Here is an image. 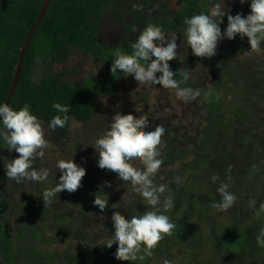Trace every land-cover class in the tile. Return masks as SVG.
Returning <instances> with one entry per match:
<instances>
[{
  "label": "trees",
  "instance_id": "obj_1",
  "mask_svg": "<svg viewBox=\"0 0 264 264\" xmlns=\"http://www.w3.org/2000/svg\"><path fill=\"white\" fill-rule=\"evenodd\" d=\"M111 1L51 0L30 43L18 86L9 103L14 109L18 110L28 104L33 114L48 125L50 119L57 114L52 104L59 102L70 104L69 122L75 119L87 123L93 119L95 112L91 99L102 92L100 89L96 90L102 85L84 83L75 86L63 79L62 73H56L52 65L55 60H60L62 56L69 54L67 45L70 44L84 47L86 52L94 53L95 57H99L107 64H112L113 53L117 48L131 53L136 41H130L127 37L128 33L111 47H104L98 42L96 25L101 20V13ZM44 2L45 0H0V103L5 102L8 97L23 45L41 13ZM190 3L191 6L185 7L188 16L201 8L196 1ZM181 13L178 18L186 17L185 10ZM178 18L171 17L168 21H162L157 25L163 28H178ZM39 63L44 68L40 73L37 71ZM259 91L264 92L262 88ZM250 95H256V91H250ZM254 109L255 112L262 113V109L257 104ZM238 115H240L239 122H244L248 128L246 130L243 127L241 130L237 128L229 137L226 136L224 146L229 152L230 160L216 155L217 149L224 148L211 147L222 142L218 127L213 125H207L203 130V137L195 141L193 151L196 157L191 161L188 160V150L182 147L183 145L180 146L178 153L177 148L173 149L171 146V141L172 145H176V141H173L169 135L165 136L166 139L161 138L162 143L159 147L163 164L156 174L155 183L167 184L171 190L164 195L173 196L175 208L166 214L175 223L176 228L173 234H166L158 242L150 256L142 249L139 255L145 256L143 260L121 261L114 258L116 247L106 250L103 246L113 234L111 225V216L114 214L111 210L113 204L117 207L115 214L120 215L121 218L142 214L149 210V206L141 201L139 194L130 184L121 185L120 181L109 175L106 177V183L103 180L101 183L97 177L102 176V172L105 171L100 169V171H86V175L82 178L80 210L72 200L70 201L72 206L65 210L64 216L55 200L51 205L45 206L41 198L37 209L33 202L26 206L19 201L17 208H10L12 214H15L14 227L10 228L7 220L3 221L0 209V260L5 259L6 264H13L14 252H26L28 257L39 255L53 262L61 260L65 264H154L164 259L173 248L178 247L192 255L200 254L197 258L188 254L191 264H208L207 258L201 254L209 244L216 251V255L222 256L221 264H264V246L258 241L254 242L255 238L251 236L254 233L253 229H257L259 231L255 236L257 239L260 229L264 228V214L255 215L256 209L264 203V184H262L264 173L257 175L264 170V137L261 135L264 133L260 132L264 120L261 117V120L255 121L248 102L239 106V110L233 116ZM68 123L64 127H67ZM245 147L248 148V153L242 163L237 155L240 149L244 150ZM236 149H238L235 153L237 155L232 158ZM259 149L260 153H258ZM209 150L215 154H210ZM3 168L0 169V183L8 185L3 184L8 180L5 165ZM214 174L219 176L216 181L211 179ZM177 176L181 178L179 183L175 180ZM236 179H239V185L235 183ZM222 182L228 183V191H233L237 197L234 205L227 210L233 212V215L254 216L257 226L244 225L242 218H236L229 224L211 221L214 217L212 218L209 211L213 210V203L221 199L217 189ZM101 186H106L103 190L107 194L108 204L103 218L99 216L98 209L93 204L94 194ZM37 194L40 196L41 192ZM163 198L162 196L161 199ZM59 199L61 202L64 201V198ZM250 200L256 201L255 207L250 206ZM49 207L52 208L50 212L45 209ZM95 223L100 224L104 231L94 233L92 226ZM60 225L68 231L69 237L65 238L69 249L62 255L38 251L39 245L49 246L57 242L48 235L45 227ZM75 236L80 238V249L72 251L71 243ZM13 237H16L17 243L13 242ZM153 254L160 256L152 259Z\"/></svg>",
  "mask_w": 264,
  "mask_h": 264
},
{
  "label": "clouds",
  "instance_id": "obj_2",
  "mask_svg": "<svg viewBox=\"0 0 264 264\" xmlns=\"http://www.w3.org/2000/svg\"><path fill=\"white\" fill-rule=\"evenodd\" d=\"M249 0H240L241 4ZM250 13L244 16L237 13L235 16L224 12L219 3L211 9L210 13H198L184 19V38L196 57L211 58L216 54L218 42L224 38L233 40L237 34L241 38L247 37L250 51L264 52V0H250ZM227 15V27L221 31L222 18ZM177 35L171 39L163 36L159 29L148 27L138 37L132 46L131 53L117 48L113 53V62L110 71L113 75L119 73L124 77H131L138 86L152 87L160 85L165 89L175 91L178 100L190 102L201 96V89L183 86L189 80L188 72L182 73V79L174 78L177 73L172 70L169 61L178 57ZM160 73L159 76L156 74ZM205 95H210L206 92ZM52 108L56 111L48 122L49 129L63 128L69 122L70 104L55 102ZM151 127L149 119L123 117L117 113L111 117V124L91 146L98 153L97 165L100 169L114 175L121 185H131L139 194L141 201L149 206V210L142 214L121 218L115 214L116 204L111 206L113 215L111 225L113 234L103 246L106 250L116 247L115 259L135 262L143 260L139 255L141 250L147 255L157 246L164 236L173 234L176 225L166 213L175 208L172 195L167 184L155 183L163 160L161 159V137L165 129L162 125ZM0 140L7 144L9 151L14 150L19 156L7 160L5 165L6 176L16 183L34 181L43 184L50 177V169L33 167L35 157H44V149L48 146L45 138V129L42 121L33 114L30 105L14 109L9 103H0ZM74 156V155H73ZM73 156L70 159H60L56 162V169L61 175L53 187L45 188L40 197L45 206L51 205L57 194L63 190L75 192L81 186L82 178L86 175V168L78 165ZM137 162L143 167H134ZM231 179V177H228ZM211 179H219L214 174ZM176 182L181 178L177 176ZM104 187L94 194V207L98 209L100 217H104L108 207L107 194ZM229 184L222 182L217 191L221 199L213 203L214 208L227 210L237 199L236 195L228 191ZM164 197L161 199V197ZM250 206L255 207L256 201L250 200ZM264 214V203L256 209L255 215ZM257 241L264 246V228L260 229ZM163 264H171L164 260Z\"/></svg>",
  "mask_w": 264,
  "mask_h": 264
},
{
  "label": "flooded vegetation",
  "instance_id": "obj_3",
  "mask_svg": "<svg viewBox=\"0 0 264 264\" xmlns=\"http://www.w3.org/2000/svg\"><path fill=\"white\" fill-rule=\"evenodd\" d=\"M190 1H196L201 8H198L197 10H195V12H193V14L188 16L185 7L192 5ZM211 1L212 0H112L110 4L106 6L105 11L101 13L102 17L101 20L97 22L96 32L98 34V42L104 47H111L114 44H117L127 33V37L130 41H136L139 35L148 27L159 29L161 34L169 40L171 39L172 35H177L178 57L173 59L172 61H169L172 70L176 68V70H174V73L178 72L177 76H174V78L182 79V73L185 71L188 72L190 75L189 79H192L194 82L192 85H188L186 82V84L182 85V87L190 86L194 89L199 88L201 89V96L189 102L190 105L194 104L195 106L193 107L196 108L191 109L190 107L186 106L184 108V111H182L184 115L190 114L193 119L186 122H169L167 125V129H165L166 135H163L161 138L163 139L165 138V136L169 135L173 141H176V145H172L171 141V146L173 147V149L177 148L176 151L179 153L181 149L180 146L183 145L182 147L188 150V158L191 155L195 158L196 153L193 151L195 148V141L197 140V138L201 139V137H203V130L207 125H213L218 127L222 142L217 145H211V147L214 149L219 146L224 148L217 149L216 155L228 160L229 152L225 150L224 146V143H226V136L229 137V135H231L237 128H239L240 130L242 129V127L244 128V130L248 128L244 122H239L238 119L240 115L235 117L233 116L239 110V106H243L246 102H248L249 109H251V113L255 116V121L261 120V117H263L264 120V92L259 91L261 88L264 90V66L260 64V62H264V59L261 60L260 58L261 55H264V52L259 54L253 51L249 52L250 44L248 42V38H241L239 34H237L238 38L236 39L228 40L227 38H224L219 41L216 54L211 58L196 57L195 55H193L191 48L186 44L184 38V29L186 27L184 25V19L201 12L210 13L212 9ZM183 10H185L186 17L178 18L181 16V11ZM171 17L178 18V28H163L157 25L162 21H168ZM227 23V15H225L222 18L221 22L222 33L227 27ZM108 39H112V41L108 42ZM227 44H230L231 47L241 48L240 52H235L234 54H240L241 57L249 58V60L251 61L239 62L237 66L235 65V63H226L225 65L221 63V58H223L222 49L223 46ZM67 47L70 50L69 54L67 56H62L60 60H55L52 65L54 70L55 64L64 63L71 57L72 53L75 51L79 52L83 57L89 58L91 60L90 64L100 67L101 70L99 72V75L96 76L94 72L90 71L80 81L74 82L71 80L67 72L63 70H55V72L62 73V78L69 81L75 86L84 83L102 85L101 87L96 89L97 91L100 89L102 90V92L98 93L94 98L91 99L92 107L95 113L93 119L90 122L85 123L77 121L75 119H71L67 127H57L58 129L56 128L53 130L49 129L47 123L42 121V123L49 129V132L54 135L53 137H55V142L57 144L56 147H60L57 151L55 150L56 153L62 154L63 152L65 155H69L68 158L70 159L73 155H75L76 152L73 151L72 148H69V150L67 149V153L63 147L61 139L64 138V135H71V128L74 124L89 126L95 121L98 116L102 119L105 117L108 118L109 116L112 117L117 113L121 114L123 117H129L130 115L135 113L131 111V102H135V100H150L152 94L155 91H159L165 88L161 87L160 85H156L150 87L149 92L147 91L146 93H138L140 91L135 90L132 83L129 84V82H127L128 77L122 76V74L118 71L116 75H113V73L110 71L111 64H107V62L101 60L99 57H95V54L92 52H86L84 50V47H78L71 44L67 45ZM181 58L184 60L181 61ZM194 61L195 64H193ZM156 75L159 76L160 73H157ZM261 80L263 81L260 83ZM205 82H210L211 87L205 86ZM96 90L94 92H96ZM248 91L249 95L246 97ZM250 91H256V95H250ZM206 92H210V95H205ZM121 94L123 98L120 97ZM102 99H107V101L110 102L107 109H104L102 104L100 103ZM227 99H231V105L226 102ZM255 104H257L260 109H262V113L255 112ZM204 115L206 118L204 117ZM146 119H149L150 122L152 121V119L148 115ZM193 126H195V129H193ZM261 127L262 128H260V132L264 133V125H262ZM261 135L264 137V134ZM238 145L240 147V144ZM207 148L209 147L207 146ZM82 149L83 148L80 147V150ZM55 151H53L52 154H55ZM209 152L212 155L215 154V152H213L212 150H209ZM260 152L261 150L259 149L258 153ZM240 153L246 157L248 148L245 147L244 150L240 149ZM18 156L19 153H13L11 155L10 151L4 153L3 155H0V158L2 157L5 159V162H3V164H0V169L2 170L4 163L6 164L7 160H12ZM73 159H75L74 156ZM0 163H2L1 160ZM49 164H51V162L49 161V157L47 156H44V158L37 156L33 161V167L37 169H39L40 167H47L50 169V177L48 181L43 183L42 186L44 189L53 187V185H51V181L54 178L53 171L55 167L52 168L51 166H49ZM262 171L264 173V170ZM261 174V172H258L257 175L260 176ZM108 175L109 177L114 178L111 173H108ZM7 181L8 185H2L0 183V209L2 217L3 212H5L7 209H10L11 207L17 208L19 201L21 203L23 202V204H25L26 206L30 202H33L36 204V206L34 205L35 209H37V207L39 206L37 193L42 192L43 189L41 187V184H38L34 181L20 182L19 185H26L30 183L29 186L32 189V192L26 190L27 192H25V195L22 196L21 192L25 190V187H21L19 185L17 186V183H15V186L12 183L14 181L11 179H8ZM262 184H264V180L262 181ZM1 191H4V193L2 194ZM59 194H61L62 197L59 196ZM59 194H57L55 202L61 209L62 216H64V213H66V208L64 206L69 204L67 206L71 207L72 204L67 199V190H63ZM71 197V200L73 202L74 200L80 201V188H78V190H76ZM59 198H64V201L61 202ZM65 200L67 201L65 202ZM45 209L48 212L52 211L51 207ZM10 211L12 212L11 209ZM13 216H15L14 213ZM245 217L252 218V215H247ZM12 239L14 242V238ZM50 246H54V244H50L47 250H43L39 245L38 251L43 250L46 252H50ZM13 255V264L63 263L61 262V260L60 262H53L48 258H42V256L39 257V255H37L36 257H28L26 252H14ZM61 259H63V257ZM0 264H6L5 259H1Z\"/></svg>",
  "mask_w": 264,
  "mask_h": 264
},
{
  "label": "rangeland",
  "instance_id": "obj_4",
  "mask_svg": "<svg viewBox=\"0 0 264 264\" xmlns=\"http://www.w3.org/2000/svg\"><path fill=\"white\" fill-rule=\"evenodd\" d=\"M212 6L211 8H213L215 6V4L219 3L223 9L224 12H228V14L235 16V14L237 13H241L244 16L248 15L251 11L250 9V0L249 2H246L244 4L240 3V0H212L211 1ZM108 42L112 41V39H108ZM114 41V40H113ZM224 49V50H223ZM223 58H221V63H223L224 65L226 63H235V65L237 66L239 62H250L251 60H249V58H243L241 57L240 54H234L235 52H240L241 48H237V47H231L230 44L224 45L223 46ZM249 52H251L249 50ZM261 60L264 59V55L260 56ZM184 59L181 58V61H183ZM90 59L87 57H83L79 52H73L71 57L66 60L64 63L62 64H55V70L60 71L63 70L65 72H67L69 74V77L71 78L72 81L74 82H78L80 81L84 76H86L90 71L94 72L96 76L99 75L100 72V67H97L96 65H92L90 64ZM193 64H195V61L193 62ZM261 65L264 66V62H260ZM39 73L43 71L42 65L39 63L38 64V70ZM39 75V74H38ZM247 75V74H246ZM127 82H129V84L132 83L133 87L135 88V90H139L141 92H149L150 88L146 87V86H138L136 83L133 82L132 78H127ZM193 80L189 79L187 81L188 85H192L193 84ZM205 86L207 87H211L210 82H205L204 83ZM135 92V91H134ZM249 95V91L247 92L246 97ZM121 98H123L122 94L120 95ZM231 99H227V103L231 105ZM100 103L102 104L104 109H107L109 107L110 102L107 101V99H102V101H100ZM131 111L135 112L132 115H130L129 117H132L133 119H139V118H146L147 115L152 119L151 123V127L149 129L146 130H153V128H155V126L157 125H162L164 127V129H167V125L169 122L174 121L175 123L178 122H186L188 120H192V116L190 114H183L182 111H184V108L190 107L191 109H194L196 107L194 104L190 105L189 102H184L182 100H178L175 96V91L174 90H165V89H161L159 91H155L150 100H140L137 101L135 100V102H131ZM183 106V107H182ZM198 107V106H197ZM129 112V110H128ZM127 117V116H126ZM205 117V115H204ZM99 118V119H98ZM111 116H109L108 118H100L99 116L95 119V121L89 125H80V124H74L73 127L71 128V132H70V136L64 135L61 139L62 143H63V147L66 150V152L68 153L67 149L69 150V148H72L73 151H75V155H74V161L78 164L81 165L83 167L86 168L87 171L90 170H97L100 171V168L97 165V159H98V153L95 152V149L91 146V144H94L95 140L102 135L106 130H108L110 124H111V120H110ZM206 118V117H205ZM102 121V122H101ZM104 122V123H103ZM42 126L45 129V138L48 140V146L43 150L45 155L49 157V161L51 162V164H49V166H51L52 168L55 167L57 159H69V155H65L63 152L61 153H56V151L60 148L59 146L56 147V139L55 137H53L54 135L51 134V132H49V129L47 128L46 125H44L42 123ZM193 129H195V126H193ZM192 129V130H193ZM95 130V131H94ZM163 135H166V130L164 132ZM80 147L83 148L82 150H80ZM239 149V148H238ZM234 150V153L232 155V158L237 154L236 151L238 150ZM56 150V151H55ZM9 150L7 149V144L4 143L2 140H0V155H3L4 153H7ZM53 151H55V154H52ZM11 155L13 153H16L14 150L10 151ZM238 159L241 160L243 162L245 156H243L241 153H238L237 155ZM3 157V156H2ZM0 158L1 162L0 164H3V162H5L4 158ZM44 158V157H43ZM194 157L191 155L189 157V160L191 161ZM77 159V161H76ZM228 160H230L228 158ZM133 166L134 167H143L142 165H140L137 162H133ZM3 169V168H2ZM59 173V174H58ZM261 173H263V171H261ZM102 176L99 175V180L102 183V180L106 183V177L108 176V174L105 172H102ZM61 172L58 171L56 169V167L54 168L53 171V176L54 178L51 181V185H55L56 180H58V176L60 177ZM239 179H236L235 183H237L239 185ZM2 181V180H1ZM8 184V181H6L3 184ZM14 185L16 182H12ZM12 184V185H13ZM20 183H17V186ZM30 184V183H29ZM29 184H24V185H19V186H23L25 187V190H23L21 192V195L24 196L25 192H27L28 190L30 192H32L31 187L29 186ZM16 186V185H15ZM241 186H243L241 184ZM80 188V187H79ZM131 189V187L129 188ZM27 190V191H26ZM1 193L3 194L4 191H1ZM75 192L69 193L68 192V197L67 199L69 201H71V196L74 194ZM233 193V191H232ZM235 194V193H234ZM236 195V194H235ZM36 196V195H35ZM38 197V205H40V196L37 195ZM67 200H65L66 202ZM73 202V201H72ZM76 205V208H78L80 210V203L79 201L73 202ZM69 205V204H67ZM65 205L64 207L67 209L68 206ZM39 207V206H38ZM212 215L211 221L213 223L215 222H219L221 223H232L234 219L236 218H242V223L246 226L250 225L251 227H255L256 223L254 220V217L252 218H248L245 216H238L237 214L233 215V212L229 211V210H220L218 208H213V210L211 209L209 211ZM194 214V213H193ZM14 217L12 212L7 209L5 212H3V221L6 219L8 226L10 228L14 227ZM257 226V225H256ZM92 227L93 228V232L94 233H98V231L103 232L104 228L102 226H100V224L95 223ZM46 231L48 232V235L52 236V238L54 240H57V243H54V246H50L49 249V253H57L59 255L64 254V251L69 249V245L67 243V240L65 237H69L68 235V231L64 228L63 225H60L59 227L54 226L52 228L50 227H45ZM209 231V228H207ZM253 234L251 235L252 237H254V242L257 241L256 239V234H258V230L257 229H253ZM14 238V243H17V239L16 237ZM72 244V251H76L80 249V238L75 236L73 243ZM49 246H42L43 250H47ZM261 252H259L260 254ZM191 254L188 251H186L185 249H181L178 247H175L172 249L171 253H168V255L162 259L161 261H156L154 264H163L164 260H169L171 261V264H191V259L189 258V255ZM192 255V254H191ZM160 255H155L153 254L151 257L152 259L159 257ZM194 256V258H197L200 256L199 253H196ZM201 256H205L206 262L208 261V264H221L222 263V256H218V254L216 255V251L213 249V247H211L209 244L206 245V248L204 249L203 253L201 254ZM218 256V259H217ZM202 258V257H200ZM221 258V259H220ZM55 264H63V263H55Z\"/></svg>",
  "mask_w": 264,
  "mask_h": 264
},
{
  "label": "water",
  "instance_id": "obj_5",
  "mask_svg": "<svg viewBox=\"0 0 264 264\" xmlns=\"http://www.w3.org/2000/svg\"><path fill=\"white\" fill-rule=\"evenodd\" d=\"M50 2H51V0H45V2L43 4V7H42V10H41V13H40L39 17L37 18L36 22L34 23L32 29L29 32V34L27 36V39H26V41H25V43L23 45V48H22V51H21V54H20V57H19V62H18L17 68H16L15 76H14V79H13V84H12L11 90H10V92L8 94V97L5 100V102H7V103H10L12 97L14 96V93H15L16 88L18 86V82H19L20 75H21V72H22L25 56H26V54L28 52V49H29L30 43H31V41H32V39L34 37L35 31L37 30L40 22L42 21L43 17L45 16V14L47 12V9L49 7Z\"/></svg>",
  "mask_w": 264,
  "mask_h": 264
}]
</instances>
